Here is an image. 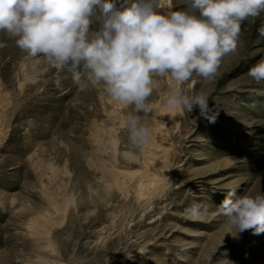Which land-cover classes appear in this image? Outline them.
Segmentation results:
<instances>
[{
	"label": "rangeland",
	"instance_id": "374dc122",
	"mask_svg": "<svg viewBox=\"0 0 264 264\" xmlns=\"http://www.w3.org/2000/svg\"><path fill=\"white\" fill-rule=\"evenodd\" d=\"M158 8L167 13L189 5L158 0ZM262 26L264 11L244 20L235 51L221 59L216 74H194L182 85L188 95L207 91L218 115L210 122L198 109L182 110L174 125L169 178L142 216L132 202L115 195L109 206L97 201L86 186L91 180L75 164L74 153L81 159L86 155L93 127L106 120L102 104L115 103L103 85L89 83L81 90L71 66L56 69L43 56L28 57L0 31L5 45L0 81L12 91L0 146V264H264V233L246 230L233 236L235 229L218 213L233 189L237 195L264 194V95L258 94L264 85L248 75L264 60ZM78 71L86 78L82 66ZM174 87L167 76L154 77L149 102ZM140 115L149 122L151 113ZM121 134L128 144L125 127ZM47 161L57 168L54 181H62L72 200L64 220L41 236L29 222L58 214L44 193ZM193 203L206 208L197 219L185 215Z\"/></svg>",
	"mask_w": 264,
	"mask_h": 264
},
{
	"label": "clouds",
	"instance_id": "9594fccd",
	"mask_svg": "<svg viewBox=\"0 0 264 264\" xmlns=\"http://www.w3.org/2000/svg\"><path fill=\"white\" fill-rule=\"evenodd\" d=\"M187 2L188 9L162 13L158 0H0V31L28 57L43 56L56 69L71 66L81 90L102 84L113 102L130 107L124 126L132 148L141 150L152 138L140 114L152 111L154 77L175 82L165 99L169 108L187 114L198 109L200 117L215 122L218 112L209 105L210 94L188 95L182 85L194 74L213 77L221 59L235 51L241 23L264 11V0ZM259 31L264 35V26ZM248 75L264 85V60ZM258 94L264 95V88ZM203 211L193 203L185 215L197 219ZM218 213L235 229L233 236L246 230L264 233V194L237 195L233 189Z\"/></svg>",
	"mask_w": 264,
	"mask_h": 264
},
{
	"label": "bare ground",
	"instance_id": "6f19581e",
	"mask_svg": "<svg viewBox=\"0 0 264 264\" xmlns=\"http://www.w3.org/2000/svg\"><path fill=\"white\" fill-rule=\"evenodd\" d=\"M20 66H24V63L21 62ZM18 86L20 89L21 85ZM167 96L162 91L151 102V118L147 124L152 129V138L141 150H134L121 134V129L125 127L126 107L118 103L102 104L106 120L103 124L95 125L92 132L90 131L86 155L83 154L81 159L77 152L74 153L75 164L81 176H88L91 180L86 181V186L90 193L96 196L97 201L103 200L109 206L113 201L111 196L115 195L132 202V209L140 211L142 216L151 199L161 193L171 171L172 136L178 131L174 125H178L179 115H182V110L171 109L166 105ZM11 98L12 91L0 81V146L8 131ZM82 160L84 167L81 166ZM37 164L39 165V159L35 160L33 166L36 174L40 176ZM46 168L48 186L45 187L44 193L48 203L58 214L34 218L29 222L31 231L41 236L49 235L52 226L64 220L66 208L72 200L62 181H54L58 171L51 161L46 162ZM66 170L64 168L65 172ZM46 243L50 245V241Z\"/></svg>",
	"mask_w": 264,
	"mask_h": 264
}]
</instances>
